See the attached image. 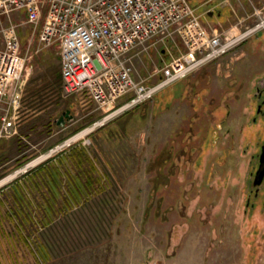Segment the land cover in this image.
Segmentation results:
<instances>
[{
  "label": "rangeland",
  "instance_id": "obj_1",
  "mask_svg": "<svg viewBox=\"0 0 264 264\" xmlns=\"http://www.w3.org/2000/svg\"><path fill=\"white\" fill-rule=\"evenodd\" d=\"M189 1L203 24L218 32L243 29L264 15V0ZM27 40L22 34V46ZM251 40L166 88L162 96L103 123L126 98L83 116L87 100L81 99L86 110L76 111L62 93L57 54L38 63L36 71L33 67L23 96L26 105L42 111L38 118L49 128L66 110L79 121L56 139L63 145L53 153L59 154L56 162L32 180L40 189L29 185L31 176L25 178L23 202L35 208L32 223L21 213L6 216L17 208L11 183L48 158L23 171L39 154L0 157V181L11 176L0 184V264H264V213L244 208L240 188L246 171L243 162L235 166L239 158L230 152L235 147L234 154L239 153V147L225 128L213 133L220 116H197L198 103L217 107L229 96L234 119L225 127L237 135L245 91L240 100L233 97L255 83L247 75L256 70L249 57L238 54L253 55ZM37 46L34 41L28 65L42 59ZM176 50L157 43L146 54H132L136 78H149ZM233 89L237 92L229 95ZM54 168L59 174L53 176ZM46 185H53L52 211Z\"/></svg>",
  "mask_w": 264,
  "mask_h": 264
},
{
  "label": "built area",
  "instance_id": "obj_2",
  "mask_svg": "<svg viewBox=\"0 0 264 264\" xmlns=\"http://www.w3.org/2000/svg\"><path fill=\"white\" fill-rule=\"evenodd\" d=\"M18 11H24L26 23L32 26L44 18L36 52L56 47L64 97L79 96L96 110L126 98L102 123L126 108L152 100L264 27L261 14L253 26L210 30L189 0H0V145L20 136L21 78L32 69L28 55L21 51L19 25L2 24L4 17ZM157 43L173 45L177 54L149 78H136L132 54L135 58L146 54ZM73 138L65 144L69 146ZM62 146L51 149L47 158ZM29 164L23 171L35 163Z\"/></svg>",
  "mask_w": 264,
  "mask_h": 264
},
{
  "label": "flooded vegetation",
  "instance_id": "obj_3",
  "mask_svg": "<svg viewBox=\"0 0 264 264\" xmlns=\"http://www.w3.org/2000/svg\"><path fill=\"white\" fill-rule=\"evenodd\" d=\"M255 19L250 21L249 26H253ZM259 37L258 42L255 41ZM253 39V40H251ZM251 40V45L254 47L253 55L249 56L248 52L242 57H249L250 61L253 63V70L249 72L247 76L251 77L249 80L255 79V83L245 89H238L240 92L238 95L236 89L229 91V95L234 94L233 99L240 100L241 94L245 91L246 100L242 103V110L238 115V122L240 127L237 130V135L231 134L230 129L225 127L230 119H234L232 116V107L228 103L229 96L224 97L223 103L219 104L217 107H209L206 103H198L201 105V109L197 113L198 119L205 117H221L219 119L215 130L213 133L217 134L216 129L225 128L227 135L230 136L231 143L237 145L240 150L239 153L234 154L235 147H232L230 152L232 153L233 159L239 158L237 165L243 162L244 169L246 171L243 184L240 188L241 196L243 198L244 208L250 212L258 213L260 216L264 213V27L260 30H255L246 41ZM249 61V62H250ZM257 64V68H254ZM237 96V97H235ZM204 107V108H203ZM205 107H208L209 109ZM222 109L224 113L222 114ZM221 110V114L220 111ZM206 112V115L205 114ZM209 113V114H207ZM229 129V131H228ZM216 138H219L217 136ZM234 148V149H233ZM233 167V172H237V168ZM235 174V173H234ZM234 202V201H233Z\"/></svg>",
  "mask_w": 264,
  "mask_h": 264
},
{
  "label": "crops",
  "instance_id": "obj_4",
  "mask_svg": "<svg viewBox=\"0 0 264 264\" xmlns=\"http://www.w3.org/2000/svg\"><path fill=\"white\" fill-rule=\"evenodd\" d=\"M43 20H44V18L42 17L40 22L36 26H32V25L26 23L24 11H18V12L12 13L9 17H4L2 19V24H7V23L11 22V23H17L19 25L18 35L20 38V44H21L22 34L27 35V39H28L27 43L24 46H22V44H21L22 54L28 55L30 52V48L32 47L33 42L36 41V45L38 43V36H39V32L41 30V26L43 24ZM33 39H35V40H33ZM1 46H2V39L0 37V47ZM33 47H34V45H33ZM33 47H32V49L34 50L36 46L34 48ZM55 48L56 47H49V48L43 49L40 52V54H41L40 56L42 57V59L39 61L36 60L33 64H30L32 66V69L28 72H25L21 78V85H22V89H23L21 111H22V115H23L22 116L23 120H21V123H20L19 128H18V133L20 135L18 137L19 138L18 140L25 141V143L29 146L26 149V151H28L27 153L28 154H32V153L39 154V157L41 156V158H39L40 160L46 159L48 154H49V151L51 149H53L54 147H56L57 145H59L60 142H58L56 139L61 134H63V132L65 130H67L71 126L72 123L74 124V123H77L79 121V119L74 118V116L71 114L70 110H68L69 114L72 116L71 120L65 121L62 124V126H58L55 122V124H54L55 127L49 128L44 122L42 123V120H40V118H38V116H41L40 114L42 111H38V112L32 111L26 105V101L23 98V96H25L24 94H25V89L27 88V84H28L29 80L31 79V77L33 76V73H35V72H33V67H35V71H36L38 63H40L42 60H45L46 58H48V55H52L53 53L58 55L57 49H55ZM238 55H239V57H243L245 55V51L239 52ZM69 99L71 100L70 106L74 107L76 109V111H81L80 110L81 108H82V111L89 109V110H87L86 114H84L83 116L95 114L94 112L96 111V108H94L93 104L90 103L89 101H87L89 106L86 107V109H83L86 105H84L83 104L84 102L81 101V99H82L81 97L75 96V97H69ZM92 107H93V109H92ZM82 114H83V112H82ZM36 118H38V121L35 120ZM79 118H81V117H79ZM17 142L18 141H17L16 137L12 138L11 140L3 141L1 143L0 156L6 155V157L7 158L10 157L11 160L19 159L20 156L22 155V151L21 150L18 151L19 149L17 148V145H18ZM20 143H21V141H20ZM52 156H53V154H52ZM58 156H59V154L54 155V158L52 159V161L54 160L56 162L55 159H57ZM6 157H5V159H6ZM11 160H9V161H11ZM41 172L42 173L44 172L43 169L40 171V173ZM54 172L59 174V169L54 168V170L52 171L53 176H54ZM9 178H11V176L0 181V184L5 182ZM26 178H28V177H26ZM26 181L27 180H25V182ZM39 189H40V187H39Z\"/></svg>",
  "mask_w": 264,
  "mask_h": 264
},
{
  "label": "trees",
  "instance_id": "obj_5",
  "mask_svg": "<svg viewBox=\"0 0 264 264\" xmlns=\"http://www.w3.org/2000/svg\"><path fill=\"white\" fill-rule=\"evenodd\" d=\"M164 91V90H163ZM161 94V95H160ZM158 95L162 96V93H159ZM157 95V96H158ZM160 96L157 97V101H159L160 99ZM143 104V103H142ZM141 105V104H140ZM17 138V148L19 149L18 151H22V153L24 151H26L27 147H29L25 141L23 140H18L19 138ZM21 141V143H20ZM23 141V142H22ZM0 148H1V145H0ZM25 156H28V154H22L20 156V158H27ZM1 157V156H0ZM54 158V155L49 157L45 162L39 164L38 166L34 167V169L30 170V171H26V174L15 180L14 182L11 183V185H13V189L11 190L12 191V197H13V201L14 203L17 205V208H13L11 207V209L8 210V212L6 213V216L7 217H11L12 215H18L19 213L23 214L25 217H27V219L29 220L30 223H32V218H31V212L33 209H35L34 207H30L31 205L28 204V203H24L23 202V199H25V194L23 193V190H24V184H26L25 182V178L29 176H31L32 178H29L28 181H30L29 185L33 186V187H37V185L32 182V180L36 177H39V172L42 170V169H46V167L48 166L49 163L52 162V159ZM31 174V175H30ZM23 181V182H22ZM52 182L54 183L53 185H55V182L54 180H52ZM24 183V184H23ZM52 185V186H53ZM47 186V185H46ZM52 186H47V189L49 190V196L46 198V202H47V205H48V210H51L52 211V208H53V205H54V202H53V199H54V195H53V192H52ZM11 187V186H10ZM51 187V188H50ZM2 196H4V194H2ZM4 202V200H3ZM2 200H0V209H1V203H3ZM39 208V207H38ZM1 211H0V220H1ZM12 235V234H11Z\"/></svg>",
  "mask_w": 264,
  "mask_h": 264
},
{
  "label": "water",
  "instance_id": "obj_6",
  "mask_svg": "<svg viewBox=\"0 0 264 264\" xmlns=\"http://www.w3.org/2000/svg\"><path fill=\"white\" fill-rule=\"evenodd\" d=\"M71 119H72V116L69 114L68 111H66V112H64V113H62V114L60 115V117L58 118V121L56 122V124H57L58 126H62V124H63L65 121H69V120H71Z\"/></svg>",
  "mask_w": 264,
  "mask_h": 264
},
{
  "label": "bare ground",
  "instance_id": "obj_7",
  "mask_svg": "<svg viewBox=\"0 0 264 264\" xmlns=\"http://www.w3.org/2000/svg\"><path fill=\"white\" fill-rule=\"evenodd\" d=\"M88 130H89V129H87V130L81 132L80 134H78L77 136H75L72 140L81 137V136L84 135ZM72 140H71V141H72ZM37 161H38V160L33 161V162H32L31 164H29V165H33V164L36 163Z\"/></svg>",
  "mask_w": 264,
  "mask_h": 264
}]
</instances>
